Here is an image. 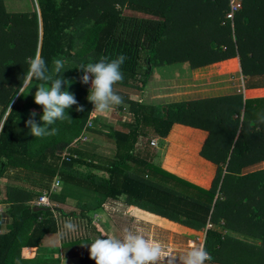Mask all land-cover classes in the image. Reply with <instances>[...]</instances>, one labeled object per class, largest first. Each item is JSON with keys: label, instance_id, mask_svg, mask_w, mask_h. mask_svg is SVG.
Here are the masks:
<instances>
[{"label": "trees", "instance_id": "1", "mask_svg": "<svg viewBox=\"0 0 264 264\" xmlns=\"http://www.w3.org/2000/svg\"><path fill=\"white\" fill-rule=\"evenodd\" d=\"M36 2L37 11L10 12L0 0V179L10 168H22L37 175L31 182L38 188L9 186L0 200L10 218L4 230L0 224V264H58L19 258L24 247H39L57 230L62 245L90 242L89 210L120 198L166 229L203 230L200 264H264V167L242 172L264 161V0H240L232 19L226 16L230 0ZM235 56L251 80L242 93L154 104L125 91L143 89L155 66L188 62L195 68ZM201 72L196 77L207 75ZM107 81L110 90L101 86ZM33 85L38 87L30 91ZM93 101L116 109L127 105L125 130L91 118ZM89 119V132L113 142L112 155L82 146L78 137ZM174 123L208 132L200 150L216 165L208 188L153 162L150 139L166 137ZM56 176L102 195L101 201L80 204L78 213L55 205L34 210L37 205L27 202L48 191ZM50 200L65 197L55 192ZM89 245L95 256L87 264L108 261L112 244L105 236Z\"/></svg>", "mask_w": 264, "mask_h": 264}, {"label": "crops", "instance_id": "2", "mask_svg": "<svg viewBox=\"0 0 264 264\" xmlns=\"http://www.w3.org/2000/svg\"><path fill=\"white\" fill-rule=\"evenodd\" d=\"M168 65L169 64H164L153 67L151 80L144 86L143 89L139 90L126 88L125 91L136 99L142 98V100L149 101L154 104H163L170 101L172 102L201 97L227 95L240 92L242 93L244 86L249 84L248 82L251 84V80L249 81V78L242 74L239 65V58L237 56L195 68L190 67L188 62H176L171 63V66ZM162 68L171 71V75L168 78H165L158 73ZM200 70L202 71V74L207 72L205 73L207 75L200 78L196 77L197 72ZM254 81V83H258L257 79H254ZM254 91L256 90L251 89L252 93ZM251 92L250 96H254L251 94ZM243 99H245V97ZM97 105L100 106L99 109L97 108ZM102 107H105V109L109 110L114 109L113 107L105 106L98 102H93L92 111L94 110L95 114L93 118L96 119L98 124H106L117 130H125V128L122 126V123L128 122L130 116H126L127 113L123 112L125 114H119L120 117L117 119V121H115V119H110L112 121H108V119H105L106 117L96 115L95 113V110H100ZM117 111L121 112L119 110ZM112 112H115V109ZM90 113L92 114L91 111ZM3 119L0 121V128L3 123ZM89 133L92 135V137L94 136V140L96 139L95 136L110 140L109 138L99 133L93 132L92 130H90ZM207 134L208 132L204 129L184 125L181 123H174L166 137H156L157 146L155 147L156 150L154 152L153 162L181 178L208 188L215 175L216 165L203 157L200 153ZM91 142L89 139L87 142L82 143V146L86 144V149L99 154H105V151L100 148L99 142L97 140L93 141L92 143ZM143 142L144 140L141 138L137 142V147L139 146V148H142ZM260 165L264 167V161L246 166L242 169V172L244 173L253 171V168H256V166ZM32 177L37 179V175H34L29 170L22 168H10L0 179V200H4L6 196L5 191L9 186L21 187L28 191H38V188L36 189L33 187L31 182ZM41 193L42 192H40V194ZM35 198L37 199V196L28 201L27 204L33 205L34 201L36 200ZM120 199L122 200L123 198ZM109 202L110 201H104L103 205ZM116 202L118 201H114V203ZM52 203L53 205H56L55 202ZM0 205H3V210L0 207V224L1 229L4 230L5 225L9 222L10 218L5 211L7 204L2 201L0 202ZM106 206H109L110 208L114 205ZM93 210L101 211V208H95ZM109 211H111V209H109L108 212ZM102 212L104 213V209ZM108 212L105 214H110V212ZM143 213L144 212L140 211L138 208L136 209V207L130 205L129 209L125 208L124 215L126 216L128 214V217L125 221L130 222V219L133 218L135 220V225L143 226L146 223L154 225L153 221H155L156 218L147 214L144 215ZM101 223L103 226H101ZM98 224V227H96L94 224L90 227L92 231L95 232V236L90 235L91 237L89 236V240L90 242L93 240L99 241L101 236H105L107 242L112 244L110 247V249H112V254L109 256L110 259L108 258V261H106L104 264H115L113 262V246L119 243L121 238H116L114 236L113 229L115 227L110 226L107 219H101V222ZM134 224H132V226ZM180 227L183 228V226ZM90 242H82L81 244L75 246L69 245L68 243L62 245L60 232L57 230L47 233L42 238L39 247H24L21 252L31 254L32 258L34 259L40 258L48 261L54 260L58 262V264H87L90 263L95 256V253L90 250Z\"/></svg>", "mask_w": 264, "mask_h": 264}, {"label": "rangeland", "instance_id": "3", "mask_svg": "<svg viewBox=\"0 0 264 264\" xmlns=\"http://www.w3.org/2000/svg\"><path fill=\"white\" fill-rule=\"evenodd\" d=\"M36 3V0H3L4 8L10 12L37 11ZM123 12L127 14L143 15L141 13L130 11L128 9H124ZM168 66H171V64H169ZM158 73L161 76H164L165 78H168L171 75V71H169L168 69L165 70L164 68H162ZM25 84H27V81L24 83V86ZM89 84L90 86H93L92 80H89ZM101 86L105 89H112V83L108 81L106 84L102 82ZM37 87V85H33L28 87V89H30V91H34ZM87 99H93L92 94H89ZM115 105L120 106L118 103H116ZM92 106L93 103H91L90 106V111L92 112V114L90 113L91 118H93L95 115L94 110L92 111ZM97 106V108L99 109L100 106ZM113 108L115 109V112H112L114 109L109 110L105 109V107H102V109L100 110H95V113L96 115L106 117L105 119H108V121L110 119H115V121H117V119L120 117L119 114H125L123 112L127 113L126 116H130L127 105L123 106V108L121 109H116L115 106ZM117 110L121 112H118ZM34 113H37V111H34ZM93 128H96L95 124H93ZM86 132L88 139H90V142H93L95 140L99 142L100 148L105 151V154L102 155L108 156L114 153V145L112 144L111 140H107L105 138H100L97 136H95L96 139L94 140V136L92 137L89 131ZM83 146L86 149V144ZM156 146L157 145L152 146L154 150H156ZM61 154L63 153H60V155ZM79 168L82 170H86V168H83L82 166ZM260 168L263 167L261 165L256 166V168H253V171ZM134 171L138 172L140 175H143V173L140 171ZM96 173H98L99 175L105 174L102 171H97ZM56 193L63 194L65 197V201L55 202V206L63 208L66 212L76 211L78 213L80 211V204L90 203L95 205L98 204V202L101 201L102 198V195L98 196V194L92 191L78 186L66 184L65 182H62L60 180L56 187ZM104 205L114 206L108 208L107 210H104V213L102 212V208L101 211L89 210L88 213L91 216L92 223L96 227L99 226L98 223L101 222V219H107L110 226L115 227L113 229L114 236L116 238H121V241L115 246H113V262L115 264H200L202 257L205 256V252L203 251V230L195 231L185 228L184 226L183 228H181L180 225H178L177 223H172V225H176V227L178 225L177 231L174 232L173 230L171 231L169 229L164 228L163 226L157 225L156 220L153 221L154 225L148 223L144 224L143 226L135 225V220L133 218L130 219V222L125 221L128 217V214L126 216L124 215L125 208L129 209L130 205L124 204L121 199H119L116 203L110 201L109 203ZM0 207L2 209L3 205H0ZM109 209H111V211H109L110 214H105L106 212H108ZM143 214L145 215L146 213ZM55 215L57 216V213H55ZM130 223L134 225L132 226V224ZM101 226H103L102 223ZM217 228L219 229L220 226H218ZM85 231H87L86 236L88 238L90 235L95 236V232L92 231V229L87 228ZM223 232L238 237L240 239H244L246 241L259 243V240L257 238L238 231L226 229L223 230ZM19 259L21 261H30L34 258H32V255L29 253L26 254L24 252H21V256Z\"/></svg>", "mask_w": 264, "mask_h": 264}, {"label": "built area", "instance_id": "4", "mask_svg": "<svg viewBox=\"0 0 264 264\" xmlns=\"http://www.w3.org/2000/svg\"><path fill=\"white\" fill-rule=\"evenodd\" d=\"M240 7V0H230V10L229 12L226 14V16L230 19L233 18V13ZM91 126V120H88V122L85 124L84 129L81 133V135L78 137V139H80L82 142H86L88 141V136H87V128ZM156 137H153L150 139V144L152 146L156 145ZM59 183V177L56 176L53 179V182L49 188V190H44L42 191V193L37 197V199L34 201L33 204L37 205V206H47L50 207L53 205L52 201L50 200V194L51 193H55L56 192V187ZM109 207L106 205H102V209L107 210ZM210 226V224L208 225Z\"/></svg>", "mask_w": 264, "mask_h": 264}, {"label": "water", "instance_id": "5", "mask_svg": "<svg viewBox=\"0 0 264 264\" xmlns=\"http://www.w3.org/2000/svg\"><path fill=\"white\" fill-rule=\"evenodd\" d=\"M37 61V60H36ZM35 64V63H34ZM30 74H31V72H30ZM29 74V75H30ZM60 153H62L61 151H58V154H60ZM34 208V210H42V209H44L42 206H34L33 207Z\"/></svg>", "mask_w": 264, "mask_h": 264}]
</instances>
